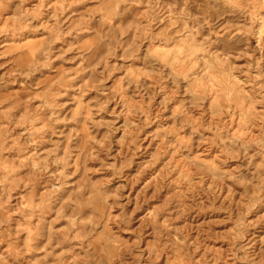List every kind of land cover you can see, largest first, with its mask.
I'll list each match as a JSON object with an SVG mask.
<instances>
[{
  "label": "rangeland",
  "instance_id": "1",
  "mask_svg": "<svg viewBox=\"0 0 264 264\" xmlns=\"http://www.w3.org/2000/svg\"><path fill=\"white\" fill-rule=\"evenodd\" d=\"M0 264H264V0H0Z\"/></svg>",
  "mask_w": 264,
  "mask_h": 264
}]
</instances>
